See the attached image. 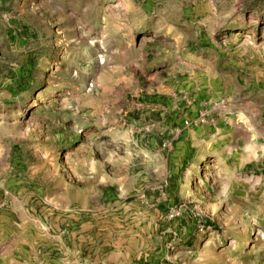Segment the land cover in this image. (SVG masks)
Returning a JSON list of instances; mask_svg holds the SVG:
<instances>
[{
	"label": "rangeland",
	"instance_id": "obj_1",
	"mask_svg": "<svg viewBox=\"0 0 264 264\" xmlns=\"http://www.w3.org/2000/svg\"><path fill=\"white\" fill-rule=\"evenodd\" d=\"M3 213L67 264H264V0H0Z\"/></svg>",
	"mask_w": 264,
	"mask_h": 264
},
{
	"label": "crops",
	"instance_id": "obj_2",
	"mask_svg": "<svg viewBox=\"0 0 264 264\" xmlns=\"http://www.w3.org/2000/svg\"><path fill=\"white\" fill-rule=\"evenodd\" d=\"M7 214H0V263L4 264H67L69 259L52 258L51 250H47V240L34 237L31 230L10 221ZM15 224V225H14ZM51 244V243H50ZM55 255V253H54ZM70 263H78V256L73 255ZM120 261V260H119ZM67 262V263H66ZM121 263V262H120Z\"/></svg>",
	"mask_w": 264,
	"mask_h": 264
}]
</instances>
